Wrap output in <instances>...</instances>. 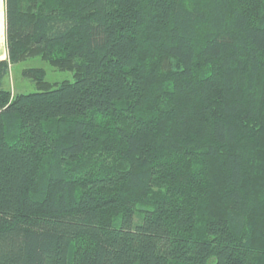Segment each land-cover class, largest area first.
Instances as JSON below:
<instances>
[{
  "label": "trees",
  "instance_id": "16d2710c",
  "mask_svg": "<svg viewBox=\"0 0 264 264\" xmlns=\"http://www.w3.org/2000/svg\"><path fill=\"white\" fill-rule=\"evenodd\" d=\"M5 7L0 264H264V0Z\"/></svg>",
  "mask_w": 264,
  "mask_h": 264
},
{
  "label": "rangeland",
  "instance_id": "374dc122",
  "mask_svg": "<svg viewBox=\"0 0 264 264\" xmlns=\"http://www.w3.org/2000/svg\"><path fill=\"white\" fill-rule=\"evenodd\" d=\"M30 67L42 68L45 71V80L49 82H61L63 80L74 79L72 71L56 69L40 57L31 56L12 67L10 75L5 81V87L13 93L37 91L38 87L34 78L24 73V70Z\"/></svg>",
  "mask_w": 264,
  "mask_h": 264
},
{
  "label": "crops",
  "instance_id": "0c3cea01",
  "mask_svg": "<svg viewBox=\"0 0 264 264\" xmlns=\"http://www.w3.org/2000/svg\"><path fill=\"white\" fill-rule=\"evenodd\" d=\"M8 58L6 41V7L5 0H0V60Z\"/></svg>",
  "mask_w": 264,
  "mask_h": 264
}]
</instances>
